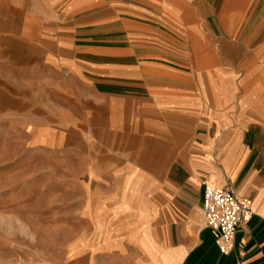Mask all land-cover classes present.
I'll use <instances>...</instances> for the list:
<instances>
[{
    "label": "crops",
    "instance_id": "1",
    "mask_svg": "<svg viewBox=\"0 0 264 264\" xmlns=\"http://www.w3.org/2000/svg\"><path fill=\"white\" fill-rule=\"evenodd\" d=\"M9 73L50 86L56 144L95 150L79 181L104 260L264 264V0H0ZM206 185L253 211L228 254Z\"/></svg>",
    "mask_w": 264,
    "mask_h": 264
},
{
    "label": "rangeland",
    "instance_id": "2",
    "mask_svg": "<svg viewBox=\"0 0 264 264\" xmlns=\"http://www.w3.org/2000/svg\"><path fill=\"white\" fill-rule=\"evenodd\" d=\"M50 89L0 75V264H113L101 256L113 230L82 211L79 178L95 150L56 144Z\"/></svg>",
    "mask_w": 264,
    "mask_h": 264
},
{
    "label": "built area",
    "instance_id": "3",
    "mask_svg": "<svg viewBox=\"0 0 264 264\" xmlns=\"http://www.w3.org/2000/svg\"><path fill=\"white\" fill-rule=\"evenodd\" d=\"M201 212L204 224L216 233L222 254L234 249L239 226L249 222L253 215L249 202L241 201L229 189L216 185L205 186Z\"/></svg>",
    "mask_w": 264,
    "mask_h": 264
}]
</instances>
